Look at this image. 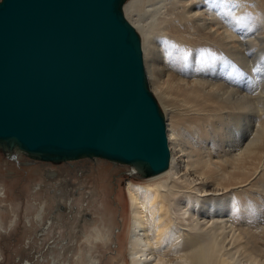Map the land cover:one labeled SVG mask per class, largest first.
<instances>
[{
    "label": "bare ground",
    "instance_id": "1",
    "mask_svg": "<svg viewBox=\"0 0 264 264\" xmlns=\"http://www.w3.org/2000/svg\"><path fill=\"white\" fill-rule=\"evenodd\" d=\"M123 13L139 35L149 89L165 116L169 164L141 176L106 160L138 181L125 184L128 217L108 233L97 223L83 239L108 243L121 258L125 252L130 264H239L215 259L208 233L213 217L227 211L224 198L213 197L221 190L232 199L236 248L264 264V0H125ZM4 155L29 165L17 151ZM59 163L37 173L54 180ZM84 247L77 261L98 263L82 256Z\"/></svg>",
    "mask_w": 264,
    "mask_h": 264
},
{
    "label": "water",
    "instance_id": "2",
    "mask_svg": "<svg viewBox=\"0 0 264 264\" xmlns=\"http://www.w3.org/2000/svg\"><path fill=\"white\" fill-rule=\"evenodd\" d=\"M125 0H0V151L167 168L165 116Z\"/></svg>",
    "mask_w": 264,
    "mask_h": 264
},
{
    "label": "rangeland",
    "instance_id": "3",
    "mask_svg": "<svg viewBox=\"0 0 264 264\" xmlns=\"http://www.w3.org/2000/svg\"><path fill=\"white\" fill-rule=\"evenodd\" d=\"M243 24L248 25L245 21ZM25 158L21 155L19 159ZM7 159L0 152V184L4 187L3 202H0V264H81L75 258L81 246H85L82 256L92 255L91 259L98 261L96 264H130L125 252L121 258L108 243L90 244V240L83 239L84 232L97 223L101 227L105 225L103 228H108V233L119 225L121 216L128 217V201L124 204L122 200L123 195L127 196L125 184L128 180L138 181L126 174L125 167L112 165L106 159L98 162L82 158L56 164L58 176L52 180L37 173L46 170L49 162L34 161L19 166ZM102 171H105L104 180L98 177L102 176ZM8 173L12 177L6 178ZM185 176L196 177L188 173ZM116 179L120 193L114 191ZM205 188L215 191L210 183ZM220 191H215L213 197L217 201L224 198L227 211L215 215L211 225L217 227L210 225L208 229L218 249L215 259L219 255L231 256V260L239 264H262L257 258L245 256V252L240 254L236 248L232 240L236 232L231 231L232 199ZM37 212L39 217L35 216ZM214 218L218 220L216 225Z\"/></svg>",
    "mask_w": 264,
    "mask_h": 264
}]
</instances>
